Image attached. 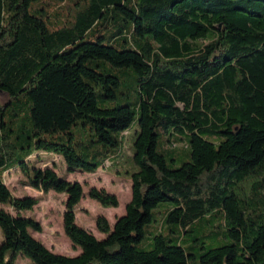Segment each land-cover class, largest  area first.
<instances>
[{"label": "trees", "instance_id": "obj_1", "mask_svg": "<svg viewBox=\"0 0 264 264\" xmlns=\"http://www.w3.org/2000/svg\"><path fill=\"white\" fill-rule=\"evenodd\" d=\"M172 129L190 133L180 165L158 150ZM37 151L71 172L110 162L130 177L124 213L113 225L96 217L102 238L76 222L82 184L31 166ZM10 164L66 195L78 254L51 251L30 233L39 221L1 206L38 202L12 195ZM88 194L118 206L104 188ZM163 202L169 232L219 213L218 233L193 250L179 232L138 248ZM0 232V264H264V0H0Z\"/></svg>", "mask_w": 264, "mask_h": 264}, {"label": "rangeland", "instance_id": "obj_2", "mask_svg": "<svg viewBox=\"0 0 264 264\" xmlns=\"http://www.w3.org/2000/svg\"><path fill=\"white\" fill-rule=\"evenodd\" d=\"M101 33V32H100ZM189 131L185 129L175 130L172 129L169 132H162L158 140V150L161 151L167 158L174 157L175 165H180L183 161L189 159L188 151V138ZM126 152H130L127 143ZM125 147V145H124ZM29 164L35 167L50 166L55 169L59 177L65 178L69 181H79L82 184L83 196L79 203L75 206V216L78 225L90 230L96 237L102 238L104 236L96 227V217L98 215H104L109 223L113 225L116 217L123 214L125 211V205L131 198V179L128 175L117 172L112 169L110 162H106V165L98 168L95 172H81V171H68L67 166L60 155L37 151L28 158ZM122 169V167H120ZM4 183L15 197L32 196L36 197L38 202L33 206L31 210L17 211L7 204H2L7 211L12 214L20 213L24 216H30L39 221L42 227L41 231L30 230L31 235L41 241L51 251L67 256H74L80 252V248L72 244L69 237L65 234L63 229V212L65 210L66 195L62 192H56L49 190L44 192L31 186L27 176L21 171L16 164L8 165V168L2 170ZM95 186L97 188H104L107 191L114 193L118 198V206H103L97 200L91 198L88 194L89 188ZM170 205L167 202L158 204L157 207L151 210L152 222L144 226L145 235L143 240L139 243L138 248L149 249L153 245V236L156 233H163L165 235H179L188 243L185 244L187 250H193L188 248V245H194L195 238L199 239V242H203L205 246H208L211 242L208 238L212 233H218L220 228L219 217L217 213L215 222L211 224L206 223L201 228H196L197 223L192 224L189 227L188 232H183L179 228H174V233L169 232L167 224H163V216L166 209ZM171 228V229H172ZM2 234L0 232V242L2 240ZM202 239V240H200ZM184 245V244H183ZM197 246L194 247V249ZM15 264H35L30 258L18 254L15 259Z\"/></svg>", "mask_w": 264, "mask_h": 264}]
</instances>
